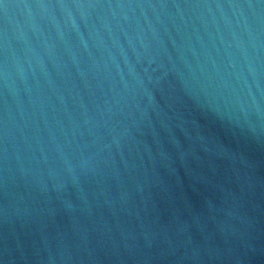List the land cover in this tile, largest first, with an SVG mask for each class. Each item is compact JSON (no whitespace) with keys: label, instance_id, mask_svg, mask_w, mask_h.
<instances>
[{"label":"water","instance_id":"water-1","mask_svg":"<svg viewBox=\"0 0 264 264\" xmlns=\"http://www.w3.org/2000/svg\"><path fill=\"white\" fill-rule=\"evenodd\" d=\"M0 264H264V0H0Z\"/></svg>","mask_w":264,"mask_h":264}]
</instances>
